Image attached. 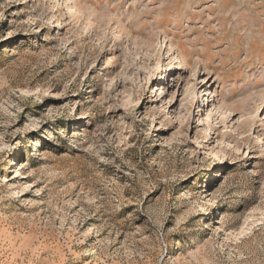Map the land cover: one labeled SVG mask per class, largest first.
<instances>
[{
	"label": "rangeland",
	"instance_id": "rangeland-1",
	"mask_svg": "<svg viewBox=\"0 0 264 264\" xmlns=\"http://www.w3.org/2000/svg\"><path fill=\"white\" fill-rule=\"evenodd\" d=\"M0 264H264V0H0Z\"/></svg>",
	"mask_w": 264,
	"mask_h": 264
}]
</instances>
